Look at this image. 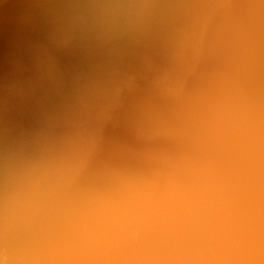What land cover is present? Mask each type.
Segmentation results:
<instances>
[{
  "label": "clouds",
  "instance_id": "1",
  "mask_svg": "<svg viewBox=\"0 0 264 264\" xmlns=\"http://www.w3.org/2000/svg\"><path fill=\"white\" fill-rule=\"evenodd\" d=\"M0 264H264V0H0Z\"/></svg>",
  "mask_w": 264,
  "mask_h": 264
}]
</instances>
